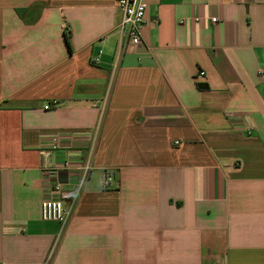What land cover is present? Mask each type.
<instances>
[{
  "label": "crops",
  "instance_id": "crops-1",
  "mask_svg": "<svg viewBox=\"0 0 264 264\" xmlns=\"http://www.w3.org/2000/svg\"><path fill=\"white\" fill-rule=\"evenodd\" d=\"M143 1L0 0V264H264V0Z\"/></svg>",
  "mask_w": 264,
  "mask_h": 264
},
{
  "label": "built area",
  "instance_id": "built-area-1",
  "mask_svg": "<svg viewBox=\"0 0 264 264\" xmlns=\"http://www.w3.org/2000/svg\"><path fill=\"white\" fill-rule=\"evenodd\" d=\"M117 6L122 13V20L120 23V33L125 37L122 43L119 54L131 53L141 41V29L145 23L146 5L143 0H116ZM211 23H216V18H212ZM94 62H98L95 59ZM199 76L204 73L200 72ZM58 106V103L53 101L46 105L45 108ZM61 146V139L56 138L52 143L51 149L56 150ZM45 153V152H44ZM69 168V164L65 163L63 169ZM70 169V168H69ZM80 179L76 186V190L71 193V203L69 207L64 206L65 196L62 192L60 184L57 182H50L49 195L42 201L40 209V218L44 222H56L62 227L65 226L71 217V206H73L84 181L87 179L91 167L89 163L79 166ZM113 180L112 172H104L102 175V186L107 188ZM24 227L19 228V232H24Z\"/></svg>",
  "mask_w": 264,
  "mask_h": 264
},
{
  "label": "trees",
  "instance_id": "trees-1",
  "mask_svg": "<svg viewBox=\"0 0 264 264\" xmlns=\"http://www.w3.org/2000/svg\"><path fill=\"white\" fill-rule=\"evenodd\" d=\"M64 39H65V42H66L68 49L70 50L69 34L68 33L64 34Z\"/></svg>",
  "mask_w": 264,
  "mask_h": 264
}]
</instances>
